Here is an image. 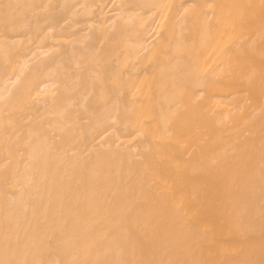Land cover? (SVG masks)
Here are the masks:
<instances>
[{
  "label": "bare ground",
  "instance_id": "bare-ground-1",
  "mask_svg": "<svg viewBox=\"0 0 264 264\" xmlns=\"http://www.w3.org/2000/svg\"><path fill=\"white\" fill-rule=\"evenodd\" d=\"M0 264H264V0H0Z\"/></svg>",
  "mask_w": 264,
  "mask_h": 264
}]
</instances>
